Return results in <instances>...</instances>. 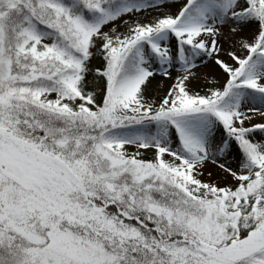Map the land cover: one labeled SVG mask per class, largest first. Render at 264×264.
<instances>
[{
	"label": "snow or ice",
	"instance_id": "1",
	"mask_svg": "<svg viewBox=\"0 0 264 264\" xmlns=\"http://www.w3.org/2000/svg\"><path fill=\"white\" fill-rule=\"evenodd\" d=\"M0 264H264V0H0Z\"/></svg>",
	"mask_w": 264,
	"mask_h": 264
}]
</instances>
